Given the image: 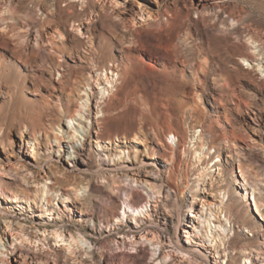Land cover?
Wrapping results in <instances>:
<instances>
[{
    "label": "rangeland",
    "instance_id": "rangeland-1",
    "mask_svg": "<svg viewBox=\"0 0 264 264\" xmlns=\"http://www.w3.org/2000/svg\"><path fill=\"white\" fill-rule=\"evenodd\" d=\"M167 8L181 13L149 17ZM243 54L256 61H243ZM73 114L76 120H69ZM251 125L264 126V0H0V249L6 247L0 264H24L22 256L53 260V230L106 246L77 257L58 247L60 264H158L157 247L139 238V228L138 244H122L119 233L135 226L131 212L119 225L104 212L113 206L122 214L133 191L146 204L143 229L157 235L164 251L175 237L188 245L184 230L193 232L187 227L202 221L189 217L195 211L202 219L212 213L213 225L227 213L231 238H238L231 248L264 250V220L252 196L240 203L234 194L244 193L241 170L250 186H264V130L253 132ZM100 130L119 137L96 143ZM154 131L176 148L171 165ZM135 133L143 143H133ZM197 136L202 141L195 143ZM202 144L214 159L198 182L193 152ZM82 145L90 156L70 163L73 147ZM234 145L240 158L229 157ZM128 147L136 156L133 150L128 156ZM145 167L158 173L168 197L156 199L144 183L126 180H142ZM75 188L77 199H65ZM226 190L232 199L220 215ZM27 193L36 200L14 198ZM252 217L260 220L259 234L250 229ZM92 221L110 222L112 233L92 231ZM44 230L46 246L25 240ZM203 245L189 246L200 260L235 264Z\"/></svg>",
    "mask_w": 264,
    "mask_h": 264
},
{
    "label": "bare ground",
    "instance_id": "bare-ground-1",
    "mask_svg": "<svg viewBox=\"0 0 264 264\" xmlns=\"http://www.w3.org/2000/svg\"><path fill=\"white\" fill-rule=\"evenodd\" d=\"M80 1V0H79ZM84 1V0H82ZM73 6V5H72ZM5 12V11H4ZM145 13V11H143V13H140L141 17L144 18L143 14ZM178 13H181L179 11V9L176 10H171L169 8H167L164 12H160L158 13L156 16L149 14V17H154V19L160 20L161 17L163 15L167 16V17H174L175 15H177ZM3 14V13H2ZM6 14V12L4 13ZM78 32L80 31L79 27L77 28ZM62 35V34H60ZM82 35H86V33H82ZM260 51V50H259ZM254 55H256V52L253 53ZM260 54V52L258 53V55ZM243 61H256L255 56H252L250 54H243ZM261 63V62H259ZM108 84H110V87L113 88V84L112 82L108 81ZM109 87V88H110ZM107 91H109L107 89ZM80 99L85 100L84 95H82L80 97ZM75 112H81V109H77L75 110ZM86 120L89 119V117H85ZM69 120H76V115H69ZM81 123V122H80ZM25 127V126H24ZM29 130L31 131L32 128L31 126H28ZM22 129V128H21ZM250 129L253 132H260L264 130V126L262 127L261 125H259V127H255L253 125L250 126ZM33 131V130H32ZM34 132V131H33ZM97 133V140L96 143H99L98 141H102L104 139H107L109 143H114V138H118V135H112V134H107L103 131L100 130ZM33 134V133H32ZM124 136H127V133H123ZM161 135H163L165 138H167L165 133H162ZM161 135L158 132L154 131V137L155 139L159 140V146L161 145L163 150L166 152L165 155V161L168 165H171L172 161H173V157L175 155L176 152V148L170 146L169 144H165L162 141ZM34 136V134H33ZM72 137H75V132L74 134L71 133ZM134 142L137 143H143V139L141 137H139V135L137 133H135L134 135ZM176 138V136H174ZM7 140H10V136L9 133L4 134V137ZM35 138V136H34ZM36 139V138H35ZM195 143L198 142V140L202 141V138H199V136L194 137L193 138ZM56 141H60L61 138L56 137L55 138ZM179 142V139H178ZM232 147H229L230 149V154L229 157H234L236 156L237 158H240V156L242 155V150H240L239 148H235L236 146L234 145ZM262 147L264 148V146L262 145ZM74 151H73V156L70 158V163L77 165L78 163H84V160H82L81 156L82 154H85L84 156H90L89 154H87L86 152V148L85 145H82L81 147H73ZM100 150H102V148H100ZM128 150V156L130 157V151L133 150L135 153V156L137 154V151L135 150V148H127ZM211 148L210 147H205L203 144L201 146L198 147L197 151H194L193 154H195V159L197 160V181H201V179H204L207 175H206V170H208V165L210 162L213 161L214 156H211L210 153ZM122 149H119V153H121ZM186 153V152H185ZM119 155V154H118ZM240 162V161H239ZM16 166L18 168H20L21 170L25 171L26 176H32L33 172L31 169H29L27 166L20 164L19 162L16 163ZM172 169L168 168L166 173H167V178H169L172 174ZM76 174H79L77 171L75 172ZM241 173V178L242 181L239 183V185L241 186V190L244 191V193H240V192H235L234 194L239 195L240 198V203H244V202H250V196H252V200L254 203V209L255 212L258 216H260V218L262 220H264V186H259L258 184H255L253 187L250 186L249 183V178L246 176L245 172L243 170L240 171ZM142 180L141 178H135L133 176L127 175L126 176V180L130 181V184L132 183H137V184H142L144 183L145 185H147L151 191V193L153 195H155L156 199L160 198V196L164 195L166 197L169 196V188H165L163 186H159L157 184L158 182V173L156 171H154V168H149V167H145L144 170V174H143ZM257 183L260 182V180L256 181ZM88 186H83V189H87ZM187 188V187H186ZM50 190H54L53 188H49ZM240 190V191H241ZM75 192H71V191H65L62 195H64L65 199L70 198L72 195L75 196V199H77L76 196V191L77 189L75 188L74 190ZM45 195V194H44ZM47 197V200H49L48 196L45 195ZM63 197V198H64ZM141 195L136 191V192H131L129 197H128V201L124 203V208L122 211V214H120V210L121 208L119 207V209L114 208L113 206H110V208L105 209L104 212L105 214L107 213L108 216H111L113 218V220H116V224H123V222L125 221L126 218H128L130 215L128 212L132 213V220H133V224L135 226H131L129 231H121L119 234H121L124 237V240L122 242V244L126 245L127 243L130 246H133L135 244H138L139 242L137 241V239H135V232L137 231V229L139 228L141 233L139 235L140 239H144L145 241H149L153 246L155 245L157 248L153 250V258H154V262H158V264H207L205 261L200 260V258H198L197 256V250H193L191 247V245H196L198 246H205L203 245L204 242H208L210 248H214V250H217L216 254L217 255H221L222 258L230 261L231 263H240L241 260L244 261L245 264H264V259H262L261 255L264 254V250L263 249H258V250H252L249 247H234L231 248L230 245L234 244L238 241L237 235L236 233H234V237L231 238V234H232V222L229 218V216L227 215V213L222 216L223 219H221V216H219L220 221L218 225H213L212 224V216L213 214L211 213L209 217H205L202 219V215H199L198 212H192L190 213L191 219H198V220H202L201 223L198 222H194L191 226L187 227V228H192L194 231L193 232H189L184 230L185 233V238H186V243L188 244L187 246L180 243L177 239V237H175L174 239H171L170 241V250L164 251V247L162 245V242L160 241V239L157 237V235L155 233H152V237L150 238L149 234L150 231L146 228L143 229L144 223L142 218H146L148 216L146 209V204H143L142 199H141ZM14 198L16 199H23V200H36L33 196L30 195V193H27L26 195H14ZM197 199V195L193 194V201ZM232 196L230 194V192L228 190H226L223 193V197L221 199V204L218 207V211L220 213V215H222L224 213V208H226L225 202L231 201ZM50 201V200H49ZM157 202V201H156ZM193 203L191 204V209L193 208ZM169 214V213H168ZM216 217V216H214ZM81 222H83V219H80ZM252 221L253 223H249L250 225V229L251 231H254L256 233H260V220H258V218L256 219V217H252ZM202 224V225H201ZM247 225V224H246ZM245 225V226H246ZM99 226V228H98ZM108 226H110V222H108ZM105 226L104 223H102V221H99L98 224H96L94 221H92V231H100V230H105V232L108 233H112V227H108ZM10 226L8 225V228ZM115 230V229H114ZM147 231V233H146ZM47 230L43 231L42 235H39L36 240H32L31 237H26L25 240L29 241L30 243H34L37 244L38 247H43L46 246L45 241L47 240ZM49 235H52L55 238V245L51 246L50 249L56 254V258H54L53 260L47 262V261H43L41 257H38L36 259H26L25 256L20 257L23 259L24 264H60L58 259L59 257V251L56 250L58 247L59 248H63L66 252H68L69 256L72 257H77L78 254L80 252H84L85 254H89L91 253L94 249H98V250H102L105 249L106 246H99L96 242H93L91 239H89L87 236H85L84 234L81 233H65L62 230H53L51 233H49ZM43 236V237H42ZM263 236V235H262ZM126 239H128L129 241H127ZM156 239V242H154V240ZM198 243H200L201 245H198ZM118 244V241H117ZM143 250V248H142ZM238 250V254H234V251ZM157 251L160 252L159 256L156 257ZM6 252V247H2L0 249V256H3ZM212 254V252H211ZM37 257V256H36ZM214 257V255H213ZM214 262L216 263V260H214ZM260 262V263H259Z\"/></svg>",
    "mask_w": 264,
    "mask_h": 264
}]
</instances>
